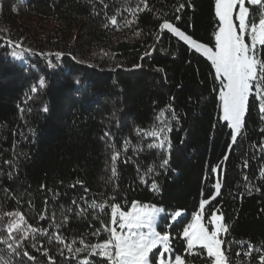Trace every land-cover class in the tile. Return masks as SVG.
<instances>
[{"label": "trees", "instance_id": "trees-1", "mask_svg": "<svg viewBox=\"0 0 264 264\" xmlns=\"http://www.w3.org/2000/svg\"><path fill=\"white\" fill-rule=\"evenodd\" d=\"M144 3L0 0V229L8 223L4 213L20 212L27 221L22 227L31 224L48 230L47 235L36 234L33 239L29 234L20 241V257L0 244V258L12 264H51L42 254L45 250L56 264H79L89 258L86 252L73 256L54 239L49 243V237L60 234L69 244L75 239L73 248L84 247L81 239L85 244L103 242L107 233L91 209L83 219L75 215L93 201L108 206L119 202L125 211L132 201L159 205L167 212L181 210L186 220L173 225L170 238L175 249H185L183 227L199 211L201 200L215 195L205 206V223L219 209L217 214L223 213L230 228L224 238L244 242L243 246L232 244L233 259L240 251V264H260L259 255H264V177L259 174L264 169V122L258 103L254 105L250 97L245 128L233 143L231 130L219 116L211 62L161 27L172 23L214 47L215 0ZM181 3L184 8L177 12ZM137 6L143 11L133 14ZM112 15L117 16L115 26L110 23ZM125 20L133 23L126 26ZM8 39L13 46H6ZM17 43L22 47L15 48ZM57 52L63 55L57 58ZM161 110L172 127V147L163 154L147 149L150 138L141 143L136 132L160 123L156 118ZM125 140L130 141L127 151L122 147ZM117 151L121 155L113 177L111 156ZM162 155L169 159L166 168L157 167L154 176L146 175L145 170L158 165ZM218 166L214 174L211 169ZM9 171L14 173L11 180ZM152 179L158 181L160 192L151 190ZM217 179L219 194L214 189ZM84 188L89 191L85 193ZM68 208L72 211L65 215L70 221L66 227H57L62 210ZM105 211L101 219L109 224L110 207ZM41 215L46 219L41 220ZM98 230L100 235H94ZM3 236L0 232V239ZM249 243L261 251L245 257ZM61 248L68 259L59 256ZM23 251L35 261L23 257ZM202 255L185 259L206 264Z\"/></svg>", "mask_w": 264, "mask_h": 264}, {"label": "snow or ice", "instance_id": "snow-or-ice-1", "mask_svg": "<svg viewBox=\"0 0 264 264\" xmlns=\"http://www.w3.org/2000/svg\"><path fill=\"white\" fill-rule=\"evenodd\" d=\"M144 3V0H141ZM107 8V5H104ZM147 8V4L144 3ZM184 8L181 3L176 9L179 12ZM143 11L137 6L135 11ZM215 16L218 18V30L214 33V47L206 46L203 43H197L191 36L186 35L184 31L174 27L172 23L164 22L161 27L170 30L181 40L185 41L195 52L202 53L214 69V82L218 89L219 106L222 112L221 119L226 122V126L231 130V141L235 143L242 130L245 128V116L249 112L250 97L253 99L254 105L258 103L260 120L264 122V0H215ZM180 19L179 16L176 17ZM117 16L112 15L110 18L111 25H117ZM125 25H131L133 21L125 20ZM108 25L105 24V27ZM139 35V32H137ZM6 46H13V41L8 39ZM15 48H21L20 44H15ZM27 52L28 49H23ZM151 53H146L150 55ZM13 55H16L14 52ZM63 53L57 52L55 56L61 57ZM143 59V57H141ZM139 67V65H137ZM41 85L44 80L41 79ZM77 84L80 81H76ZM33 87L32 91L36 92ZM47 111V108L44 109ZM165 110H161L156 124L149 131L137 129V135L141 137V143L144 138H150L151 142L145 147L149 150L158 149L161 154L171 149V140L169 133L172 131L171 125L164 120ZM172 119L175 120L176 113L171 112ZM264 131V129H261ZM105 133V136H108ZM130 146V141H123L122 147L125 151ZM139 147V145H138ZM264 150V145H261ZM121 153L115 152L111 156L112 175L116 177V164ZM227 159V157H225ZM16 165V162H12ZM169 159L162 155L161 162L158 165L148 167L146 175L154 176L156 168H166ZM247 167V161H245ZM219 170V166L212 168L215 174ZM260 176L264 177V169L260 170ZM14 173L9 171L8 178L11 180ZM247 180V177H244ZM147 182V181H145ZM78 183H82L79 182ZM45 186L41 185V189ZM75 187V185H73ZM216 194H219L221 183L217 181L214 185ZM151 190L160 192L161 188L156 179L151 180ZM85 193L89 189L84 188ZM215 195L209 199H203L199 205V211L187 222L183 227L182 237L186 241V248L175 249L170 238V230L174 224L183 223L186 220L181 210L167 212L162 206L148 204L139 201H132L129 210H122L124 207L119 202H113L110 206L104 203L93 201L87 207H80L75 215L81 219L88 215L91 209L95 215L94 219L100 220L103 225V231L107 233V238L103 242L93 244H85L84 239L79 241L84 247H75L77 243L75 239L71 244L66 243V238L60 234L49 237V243L53 239L64 245L69 253L78 256L82 252H86L89 258L80 261L79 264H192L191 260L185 259L186 256H201L206 264H240L239 257L241 252L235 253L236 259L231 255V247L233 243H239L243 246L244 242H236L234 240H226L224 237L229 233V225L224 222L223 213L217 214L219 209L210 213V218L205 223V206L215 200ZM82 200L86 197H81ZM115 201V197L112 198ZM48 201L45 199L44 204ZM72 204H77L73 200ZM110 207V223L104 224L101 219L102 215H106V208ZM72 209H63L61 212L62 222L57 227H66L70 221L66 212ZM8 218L6 227L0 229L4 234L0 239V244L7 245L15 257H20L21 253L17 249L22 247L20 241L27 240L29 234L35 239L36 234L47 235L48 230L44 228H36L31 224L27 228L22 227L26 224L25 216L20 212H6L3 214ZM55 218V212H53ZM40 219H46L44 215ZM163 221V222H162ZM209 225L212 230H209ZM160 229H165L161 231ZM19 235H16V234ZM99 236L100 231L94 233ZM11 241V242H10ZM36 247L35 244L32 245ZM253 251L259 253L260 248H253L249 243L247 251L243 253L245 257H251ZM48 257L51 264H56L54 257H50L47 250L42 253ZM23 257L28 260L35 261V257L31 256L27 251H23ZM59 256L64 259L63 248L59 249ZM260 264H264V255H259ZM0 264H12L11 260L0 258Z\"/></svg>", "mask_w": 264, "mask_h": 264}, {"label": "rangeland", "instance_id": "rangeland-1", "mask_svg": "<svg viewBox=\"0 0 264 264\" xmlns=\"http://www.w3.org/2000/svg\"><path fill=\"white\" fill-rule=\"evenodd\" d=\"M175 27V26H174ZM186 34V33H185ZM187 35V34H186ZM197 41V40H196ZM197 43H202V42H200V41H197ZM203 44H205V43H203ZM206 46H209V45H207V44H205ZM211 47V46H210ZM202 54V53H201ZM219 116H220V118H221V116H222V112H221V110H220V106H219ZM217 181H219V179H217ZM220 182V181H219ZM157 206H159V205H157Z\"/></svg>", "mask_w": 264, "mask_h": 264}]
</instances>
